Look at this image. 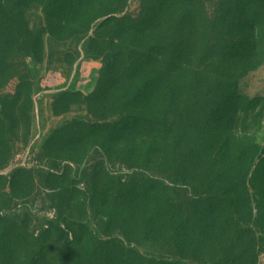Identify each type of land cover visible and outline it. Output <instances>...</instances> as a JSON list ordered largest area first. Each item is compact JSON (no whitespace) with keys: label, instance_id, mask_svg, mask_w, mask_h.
I'll use <instances>...</instances> for the list:
<instances>
[{"label":"rangeland","instance_id":"1","mask_svg":"<svg viewBox=\"0 0 264 264\" xmlns=\"http://www.w3.org/2000/svg\"><path fill=\"white\" fill-rule=\"evenodd\" d=\"M256 1L246 5L257 13L264 11V0H258L259 4ZM156 4H159L156 10L164 14L162 22L171 7L182 14L195 12V21H188L187 17L180 24L186 61L182 80L199 86V91L212 83L217 86L214 75L224 69L229 71L228 62L220 64L218 59L212 61L208 56L199 76H191L188 71L191 65L199 64V48L209 47L210 41H213L211 52L220 51L213 37L219 23L222 27L219 12L228 2L128 0L124 12L136 19ZM80 8L71 0H0V21L4 22L0 38L7 40L9 46L1 53L8 64L0 66V118L3 116L7 123V138L0 142V213L8 215V229L22 243L21 252L9 257V264H23L25 259L31 261L38 255L44 258L43 264H83V251L76 245L89 232L97 233L103 241L99 249L110 247L121 257L133 252L142 264L169 263L175 256L169 250L171 242L163 234L155 237L138 225L135 210L140 209V216L157 205L158 199L176 200L190 208L196 198L193 186L186 184L191 177H183L180 169L162 161V154L156 155L159 151L152 150L146 129L129 126L123 140L118 136L120 127L115 124L122 113L128 115L134 108L129 105L123 112L116 96L108 95L103 105L99 99H90L101 81L105 58L108 55L122 58L129 47L134 51L147 49L152 35L145 36L142 46L136 47L138 40L134 38L138 35L130 39L120 35L116 32L117 21L104 26V19L91 22L86 8ZM255 34L261 35V30ZM261 47L264 49V42ZM263 56L239 60V78L230 77L234 68L228 76L220 78L225 87L237 89L244 103L234 126L223 129L228 141L219 146L222 167L217 170L216 191L229 177L243 182L248 153L253 149L264 159ZM255 64L258 66L253 68ZM208 106V100H204L197 108ZM195 120L189 115L177 123L168 120L173 126L170 136L178 130L187 135L191 133L190 127L196 131ZM99 125H108L110 130L95 129ZM94 129L96 133L84 136L82 142L80 137L69 143L58 142V136L66 134L68 141L77 130ZM230 135L240 140L238 148H233L240 150L237 159L230 146L233 137ZM184 143L185 138L178 156L183 159L190 155L187 161L191 165L194 157L191 151L185 152ZM16 169L23 171L17 172L15 179L12 173ZM201 176L199 172L198 178ZM152 180L163 185L156 186V196H153L156 191H150L154 187ZM196 187L200 189L199 184ZM141 189L147 194L136 199ZM235 189L238 191L231 197L239 203L237 210L223 207L221 213L207 220L208 224H215V219L223 214H228L222 222L229 230L234 225L247 224L248 219L243 216L244 192L241 193L239 185ZM115 194L121 202L111 199ZM181 230L185 252L176 253L182 257L174 262L186 259V264H198L201 255L211 248L187 239L186 229ZM255 262L264 264V250L258 252Z\"/></svg>","mask_w":264,"mask_h":264},{"label":"trees","instance_id":"2","mask_svg":"<svg viewBox=\"0 0 264 264\" xmlns=\"http://www.w3.org/2000/svg\"><path fill=\"white\" fill-rule=\"evenodd\" d=\"M224 1L228 2V5L219 12L222 27L220 28L219 23L217 33L213 37L218 41L220 51L211 52L213 41H210L209 47L205 45L204 49L199 48V64L190 66L188 73L191 76L201 74V66L209 56L212 61L218 59L220 64L228 62L229 71L234 68L230 77L239 78V67H237L239 60H250L264 55V49L261 47V43L264 42V11L257 13L246 5L248 3L251 6L249 2L253 0ZM71 2L86 8L90 21L104 19L103 26L108 22L117 21L116 32L120 35L123 34L129 39L138 35L134 38L138 40L136 47L142 46V41L146 40L145 36L152 35L147 49L134 51L132 47H129L126 53L124 52L123 59L118 55H108L105 58L101 81L93 98L90 99H99V103L103 105L108 95L116 96L123 112L129 105L134 108V111L128 115L122 113V118L115 124L117 128L120 127L118 136L123 140L129 126L146 129L151 138L152 150L159 151L156 155L162 154V161H169L173 169H180L183 177H191L190 183L186 184L193 186L196 198L190 208L184 207L176 200L158 199L157 205L146 209L140 216V209L135 210L137 222L140 223L138 225L148 229L155 237L163 234L164 239L171 242L169 250L174 252L175 256L171 259L172 261L164 264L188 263L186 259L174 262V259L182 257L181 254L176 253L185 252L182 245V228L186 229L184 236L187 239H194L197 243L211 248L210 251L201 255L202 259L200 258L198 264H255L258 252L264 250V167L262 169L264 159L253 149L248 153L243 182L229 177L227 183L221 185L222 187L216 191L219 176L217 170L222 167L219 146L222 147L221 144H226L228 141L223 129H226L227 125L234 126L244 102L236 88L230 89L225 87L223 82H219L221 77L229 75L227 69L214 75L218 81L217 86L212 83L213 85L204 87L203 91H199V86H193L192 83L185 84L182 80L186 61L182 47L184 42L179 36L180 24L187 17L188 21H195V12L190 10L182 14L181 11H177L178 9L171 7L166 13L167 19L162 22L161 18L164 14L156 10L159 4L145 10L141 17L135 19L124 12L128 0H71ZM256 2L255 4H259L258 0ZM239 3L240 5L237 6ZM0 26L4 28L3 21H0ZM258 29L261 30V35L255 34ZM6 48L7 50L9 48L7 40L0 38V66L8 64L7 58L1 56ZM208 77L206 75L205 79ZM102 82H104L103 85ZM184 100L193 101L186 104ZM204 100H208L209 106L198 109V103ZM211 104L214 106L210 108ZM185 115L196 118V131L190 127L191 133L187 135H183L178 130L170 136L173 126L168 120L171 119L177 123ZM0 119V142L3 143L7 138L5 132L7 123L3 116ZM98 127L110 130L108 125H99L95 129ZM95 129L93 131L79 130V132L77 130L76 133L70 134L68 141L66 134L58 136V142L69 143V140L75 137H80L82 142L84 136L96 133ZM230 136H233L230 146L232 145V149L238 148L240 140L235 135ZM184 138L185 152L191 151L194 157V163L191 165L187 161L191 159L190 155L183 156V159L178 156ZM232 151L234 158L237 159L240 150ZM168 156L169 159L165 158ZM22 171V169H16L12 175L16 179L17 172ZM199 172H202L201 178H198ZM223 172L229 175L228 170ZM198 184L200 189L196 187ZM157 185L163 187L160 182L152 180L154 187L150 191H156L153 196L158 194ZM236 185L240 186L241 193L244 192L246 210L243 216L249 220L247 224H238V228H243L241 230H237L235 225L232 230H229L226 228L227 224L222 222V218L228 214L218 216L215 224H208L207 220L221 213L223 207L237 210L239 203L231 197L238 191L235 189ZM145 194L147 193L141 189L135 198L141 199ZM111 199L120 201V197L116 194ZM140 207L142 208V205ZM9 221L8 215L0 213V264H9V257L16 256L14 253H20L22 250L19 247L22 244L20 239L8 229ZM83 238L84 235L76 245L83 251V264H142L138 262L137 256L132 251L130 255L122 254L121 257L114 254L110 247H105V250L99 249V246L104 243L95 232H89L87 237ZM18 249L19 252L15 251ZM44 262V258L40 259L38 255L31 261L25 259L23 264H43Z\"/></svg>","mask_w":264,"mask_h":264}]
</instances>
